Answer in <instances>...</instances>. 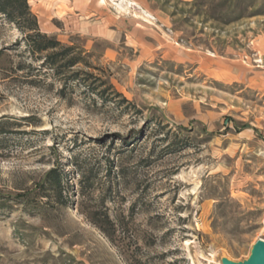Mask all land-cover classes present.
<instances>
[{"label": "rangeland", "instance_id": "obj_1", "mask_svg": "<svg viewBox=\"0 0 264 264\" xmlns=\"http://www.w3.org/2000/svg\"><path fill=\"white\" fill-rule=\"evenodd\" d=\"M96 5L37 19L80 52L64 76L0 14V264L246 259L264 239V0Z\"/></svg>", "mask_w": 264, "mask_h": 264}, {"label": "trees", "instance_id": "obj_2", "mask_svg": "<svg viewBox=\"0 0 264 264\" xmlns=\"http://www.w3.org/2000/svg\"><path fill=\"white\" fill-rule=\"evenodd\" d=\"M0 14L25 33L23 40L28 52L32 55H40L42 66L53 70L57 76H64L80 63V52H75V47L64 46L55 37L39 30L37 17L30 10L27 0H0ZM4 51V48L0 47V58L4 55ZM76 76L72 74L63 78V86L59 90L60 95H63L68 82L77 81ZM1 126L2 123H0V134L5 131ZM41 185H47L48 190L58 191L61 185L60 172L56 168L49 169Z\"/></svg>", "mask_w": 264, "mask_h": 264}, {"label": "crops", "instance_id": "obj_3", "mask_svg": "<svg viewBox=\"0 0 264 264\" xmlns=\"http://www.w3.org/2000/svg\"><path fill=\"white\" fill-rule=\"evenodd\" d=\"M33 0L34 4L40 10H35V15L37 16L38 22L40 23V14L45 12V8H49L48 16L49 22H51L52 18L57 17L59 15V9L65 7V13H73L79 17L87 16L90 13L98 14V7L96 5V0ZM98 10V11H97ZM45 15V14H44ZM48 22V23H49ZM241 70L245 71L243 65L241 66Z\"/></svg>", "mask_w": 264, "mask_h": 264}, {"label": "water", "instance_id": "obj_4", "mask_svg": "<svg viewBox=\"0 0 264 264\" xmlns=\"http://www.w3.org/2000/svg\"><path fill=\"white\" fill-rule=\"evenodd\" d=\"M221 264H264V239L258 238L251 246L249 255L241 261H234L227 257L220 258Z\"/></svg>", "mask_w": 264, "mask_h": 264}]
</instances>
